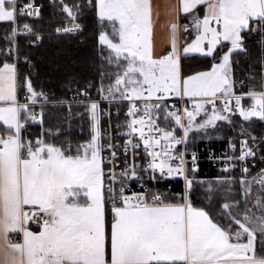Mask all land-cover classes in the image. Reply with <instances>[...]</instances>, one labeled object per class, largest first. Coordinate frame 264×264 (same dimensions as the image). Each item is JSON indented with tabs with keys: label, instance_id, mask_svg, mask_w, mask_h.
Wrapping results in <instances>:
<instances>
[{
	"label": "snow or ice",
	"instance_id": "6c2138e0",
	"mask_svg": "<svg viewBox=\"0 0 264 264\" xmlns=\"http://www.w3.org/2000/svg\"><path fill=\"white\" fill-rule=\"evenodd\" d=\"M204 4L207 9L201 18L198 7ZM94 7L102 27L104 21L112 25L111 33L101 30L98 39L109 51L105 59L116 68L115 79L107 86L102 80L99 91L110 102H128L129 119L120 133L128 139L123 145L102 142L99 101L87 105L90 138L75 147L52 142L43 134L35 139L26 136L30 120L43 123L31 104L47 96L37 92L27 76L19 80L16 64L5 61L0 67V264H264V255L256 254L258 232L264 241V214L246 212L237 218L231 209L239 202L224 203L222 210H228L229 221L237 225L233 231L231 224L194 207L190 194L196 181L189 172L198 169L197 153L186 159L193 129L206 132L217 122L231 124L237 111L245 121L264 120V91L238 93L231 75V54L244 50V33L264 36V0H182L181 10L192 16L196 31L183 47L184 54L214 56L222 41L231 45L209 70L187 76L181 75L177 23L171 24V51L153 55L149 0H95ZM63 8L76 19L73 6ZM24 14L39 16V9L21 6L18 0H0V22H16ZM189 27L184 25V30ZM77 28L74 24L57 31ZM18 31L31 34L33 29L27 23L17 25L7 39L14 42ZM39 39L37 33L32 42ZM18 88L27 90L23 103ZM169 96L189 98L191 108L169 106ZM245 97L252 101L248 106L242 103ZM161 118L170 126L161 127ZM177 130L183 134L177 135ZM134 137L148 157L143 162L136 159V151L128 158L129 148L141 147ZM121 146L123 161L116 150ZM230 146L235 150L231 140ZM250 156L255 153L245 139L240 156L227 159L243 162ZM233 167L225 162V170ZM242 171L249 172L246 164ZM142 172H150L152 180H157V172L165 178L183 177L184 192L177 198L149 189L131 191L127 181H143ZM232 179L219 177L217 182ZM239 179L245 198L253 182L264 188V170L251 180ZM177 199L180 202H173ZM32 222L38 230H33ZM12 233L22 234V241H13ZM245 235L246 242H241Z\"/></svg>",
	"mask_w": 264,
	"mask_h": 264
},
{
	"label": "trees",
	"instance_id": "16d2710c",
	"mask_svg": "<svg viewBox=\"0 0 264 264\" xmlns=\"http://www.w3.org/2000/svg\"><path fill=\"white\" fill-rule=\"evenodd\" d=\"M42 5L41 18L31 20L24 15L18 17V24L30 25L33 33L23 36L18 40V79L23 80L25 76L30 78L37 92H43L49 101L55 105H43L39 107L43 123L29 121L26 136L35 139L37 136L44 137L55 143L70 142L73 147L77 143L90 138L91 118L86 105L66 104L73 91L86 90L94 92L103 80L109 84L114 80L116 68L105 59L109 51L99 42V33L106 30L111 33V23L102 22L97 16L94 7L95 0H37ZM64 4L73 6L76 19L73 20L64 11ZM14 22H0V49H12L9 56H0V67L5 61L14 62V42L7 37L13 28ZM79 25V28L71 33L57 31L66 29L68 25ZM41 39L33 43L36 34ZM244 50H236L231 54V75L236 81L234 88L239 93L264 91V36L258 32H246ZM231 47L229 43L218 46L214 56L187 55L182 58V75H190L197 71L209 70L214 62H219L223 53ZM27 57V61L25 60ZM20 97L24 100L26 88H19ZM199 119V118H198ZM264 136V120L253 117L245 121L236 112L232 116V123L218 122L215 128L209 127L205 132L196 130L189 134L190 149L201 144L219 147L230 140L240 136ZM259 164L251 172H223L206 163L201 164L195 175L196 183L190 194L194 207L205 208L218 222L231 224L232 230L235 224L229 221L226 213L222 210L224 203L234 204L239 202L238 207L231 209L237 218L245 210L247 199L243 198V189L240 177L245 176L251 180L264 170V144L260 150ZM219 177H232L233 179L224 183H218ZM209 185L213 191H209ZM255 190L264 194L259 182H254ZM258 253L264 255V241L258 238Z\"/></svg>",
	"mask_w": 264,
	"mask_h": 264
},
{
	"label": "built area",
	"instance_id": "2783aa9c",
	"mask_svg": "<svg viewBox=\"0 0 264 264\" xmlns=\"http://www.w3.org/2000/svg\"><path fill=\"white\" fill-rule=\"evenodd\" d=\"M19 5H27V4H32L34 9L38 8L39 9V16H30L28 14H24V16L28 17L31 20H37L41 18L42 14V5L37 1V0H24L23 2H18ZM19 17V16H18ZM18 17L17 21L14 22V27H16L18 24ZM30 26V25H29ZM22 28L23 26H20ZM31 27V26H30ZM32 28V27H31ZM66 28L71 29L72 26L68 25ZM73 31L67 32L71 33ZM33 33V32H32ZM31 33V34H32ZM28 32L25 31H18L17 34L14 37V62L16 65L19 63V54H18V40L19 38L23 36H29L31 35ZM36 40V39H35ZM40 40V39H39ZM39 40L36 42V44L39 42ZM0 55H5L9 56V49H0ZM100 84L96 88L94 92H88L86 90H76L73 91L70 95V98L65 102L66 104H73V105H90L92 101H99V111H100V122H101V131L104 133L102 137V142L103 143H116L117 141L123 145V142L128 139V136H122L120 133L125 131V128L123 127L124 121L126 119H129V117L126 116L127 113V108H128V102L126 100L122 101H114L110 102L107 99L102 98V94L99 91ZM84 92H87V95H84ZM25 101H22V103ZM49 101L44 100L43 97H40L35 104H31L33 112L37 116H42L41 110L39 107L41 104H48ZM140 108L143 109L144 106V101H140ZM167 103L168 105H177V107L182 111L185 106H188L191 108V101L187 97H176V96H169L167 97ZM234 103V102H233ZM242 103L245 106H248L252 103L251 99L245 97L242 101ZM169 110H174V109H169ZM238 112V111H237ZM143 114V112H141ZM40 120H36L35 122H39ZM161 125V127H169L170 125L167 124L162 118L160 121H158ZM122 125V127H116V125ZM177 135H182V130H177ZM252 137H255L253 140ZM134 139L141 143V147L139 149H131L129 148V154L128 158L131 160V155L132 151H136L138 153L136 159L138 161H145L148 159V157L145 155L144 152V147L142 145V142L138 140V137H134ZM247 139L248 141V146L252 147L253 152L255 153L254 157H247L246 161H240L239 159L236 160H228V157H239L240 156V143L242 140ZM232 144L236 145L235 150H233L230 146V141L217 147L210 146L208 144H201L198 145L196 148L190 149L189 147V142H188V147H187V155L186 159L189 161L191 160V153L195 151L197 153V162H198V169L200 168L201 164L206 163L208 166H213L218 168L220 171L223 172H241L243 173L242 169L244 168L245 164L249 168V172H251L257 165L259 164V158L261 157V147L264 144V136H247L243 135L240 136L239 138H236L234 140H231ZM181 152L185 151L184 145H178L177 146ZM121 155L120 159L123 161L124 160V155H123V147L121 146L120 148L116 149ZM105 156L108 155V152L104 153ZM225 162L227 164L234 165L233 168H229L225 170ZM142 166V165H141ZM197 169V170H198ZM196 170V171H197ZM195 171V172H196ZM248 172V173H249ZM152 174L150 172H142L141 176L143 177V181L136 180V179H131L127 181L128 187L131 189L133 192H141L144 191L145 189H149L155 192H165L170 194V196H176L177 198L179 197V194L184 192V187H185V181L183 177H171V178H165V177H160L159 172L156 173L157 180H152L150 179V176ZM191 177L196 179L195 175L190 174ZM158 181V182H157ZM107 183V180H106ZM176 201H179L178 199ZM175 202V201H173ZM32 226L36 228L35 222H32ZM11 239L13 241L19 240V236L17 235H12L11 234Z\"/></svg>",
	"mask_w": 264,
	"mask_h": 264
},
{
	"label": "crops",
	"instance_id": "0c3cea01",
	"mask_svg": "<svg viewBox=\"0 0 264 264\" xmlns=\"http://www.w3.org/2000/svg\"><path fill=\"white\" fill-rule=\"evenodd\" d=\"M23 1L24 0H18V2H23ZM149 2L152 6V35L153 37L155 36L156 38L161 39L159 43L161 46L159 47V49L164 47L163 49H165V52L171 51V49H169L171 47L169 41L165 40V38L172 37L171 24L173 22L178 24L179 27L177 29V46L180 50V65H181L182 58L184 56L194 55L192 53H188V54L183 53V47L185 46L184 33L188 32L187 36L189 37V40H192L195 36L194 31H192L193 30L192 16L182 12L181 10L182 0H149ZM206 9H207L206 4L198 7V13L201 18L205 14ZM184 25H190L187 31L184 30ZM222 43H229V42L222 41L221 44ZM235 51L236 50H234L233 52ZM181 73H182V68H181ZM18 98L22 102L19 88H18ZM0 127H2V122H0ZM175 202H180V201H175ZM33 230H38V229L33 227ZM13 234L19 236L20 238L15 242L22 241V234L12 233V235ZM241 242H246V239L244 240L241 239ZM256 254L259 256L258 238L256 239ZM249 255H251V253H249Z\"/></svg>",
	"mask_w": 264,
	"mask_h": 264
},
{
	"label": "rangeland",
	"instance_id": "374dc122",
	"mask_svg": "<svg viewBox=\"0 0 264 264\" xmlns=\"http://www.w3.org/2000/svg\"><path fill=\"white\" fill-rule=\"evenodd\" d=\"M13 27H14V25H13ZM192 29H193L192 31H194V33L196 35V31H195L194 26L192 27ZM187 35H188V32H185L184 33V44L185 45H186V43H191V41L195 38V36H194V38L192 40H189V37ZM171 38L172 37L165 38V40L169 41L170 46H171ZM160 41H161L160 38H156L155 36L153 37V35H151V42H152V48H153L154 57H159L160 55L166 54L165 49H163L164 47L159 49V47L161 46L159 44ZM169 49H171V47ZM11 53H12V51H11ZM192 54L205 56V55H203L201 53H192ZM0 56L6 57L5 55H0ZM16 66L18 67V64ZM181 75H182V73H181ZM111 81L109 80V82H111ZM100 85H101V83H100ZM104 85L107 86L108 84H104ZM22 101H25V100H22ZM55 104L56 103H54L52 101H49L48 104H44V105H55ZM231 119H232V117H231ZM33 122H35V121H33ZM39 122H35V123H39ZM263 190H264V188H263ZM243 198H244V200L247 199L246 208L240 214L239 217L242 218L243 214L246 213V212L250 216H258V215L264 214V207H262V206H264V194H261V193L258 192V190H255L254 182L251 185V191L249 192L248 196L245 198L244 193H243ZM236 228H237V225L235 226V229L233 231H235ZM257 238H259L260 242H261V236H260L259 232L257 233ZM241 239H243V240L246 239V235L244 237H242Z\"/></svg>",
	"mask_w": 264,
	"mask_h": 264
}]
</instances>
